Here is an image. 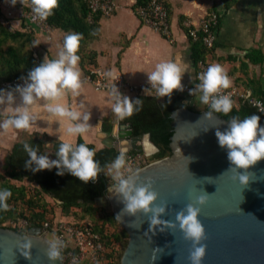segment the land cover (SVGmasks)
Here are the masks:
<instances>
[{
  "label": "clouds",
  "instance_id": "clouds-1",
  "mask_svg": "<svg viewBox=\"0 0 264 264\" xmlns=\"http://www.w3.org/2000/svg\"><path fill=\"white\" fill-rule=\"evenodd\" d=\"M15 6L18 2L25 4V0H6ZM59 0H30L33 20H46L58 7ZM82 34L68 32L63 37L62 46L54 58L45 55L43 61L31 68L26 77L21 79L23 84L10 86L8 89L0 88V132H8L13 129H28L36 120L34 108L38 102L43 101L47 112L57 117L59 125L67 122L66 133L69 137L84 136L92 125L91 112L85 110V104L80 102L79 107L66 106L63 101L66 94L78 97L83 91V82L79 69L80 56L78 48ZM40 41H33V46H39ZM147 75V84L144 87L145 95H154L157 98L171 97L174 91L184 90L182 83L184 69L172 61H160L150 71L144 72ZM104 77L114 80L115 72L108 70L102 74ZM232 80L225 68L219 63L210 64L206 71L200 74L199 83L189 89V94L198 96L199 101L207 105L210 111L205 116L212 118L214 113L229 114L235 103L230 94H221L222 89L230 88ZM109 95L113 101L112 112L118 120H124L139 112L143 107L141 98H131L120 91L117 84H113ZM187 104V102H185ZM259 112L264 113V106L259 103L255 105ZM261 117L255 113L243 119L233 117L228 122V127L221 131L216 130L218 144L227 149V158L236 169H248L257 161L264 159V126L260 124ZM58 150L55 153L56 159L49 155L38 154L37 148L24 143V150L28 159L24 167L32 172L57 169V175L63 176L68 173L84 183L95 180L103 171L95 159V150L86 143H73L64 140L62 137ZM115 182L109 191L114 190L116 197H120L124 204L123 212L129 215H136L143 212L149 215L151 229L154 231L157 226L165 225L168 228L176 227L171 221L160 219L161 214L166 213L167 206L157 205L158 193L153 189L152 182L138 183L140 169L133 170L128 166L126 154L121 151L119 155L107 166ZM128 174L125 175L124 172ZM248 174L240 173V182L245 185L249 180ZM12 193L6 188H0V210L9 209L8 199ZM206 195L199 196L196 204L207 203ZM196 204L189 203L185 209L176 213V221L180 230L184 233L185 239L192 242V250L189 255L191 264H202L206 255L207 246L202 243L206 238L205 227L199 219L201 209ZM118 214L116 217L119 218ZM164 231V228H161ZM145 234H148L147 232ZM47 256L52 264L57 260L62 261V250L66 242L54 236L46 241ZM24 249L31 247V241L25 238L21 244ZM75 264V261H74Z\"/></svg>",
  "mask_w": 264,
  "mask_h": 264
},
{
  "label": "water",
  "instance_id": "water-1",
  "mask_svg": "<svg viewBox=\"0 0 264 264\" xmlns=\"http://www.w3.org/2000/svg\"><path fill=\"white\" fill-rule=\"evenodd\" d=\"M193 105L194 100L188 98V107L172 112L171 155L141 168L138 180H151L158 193L155 203L167 206L160 219L176 227L160 225L153 231L149 215H129L122 211L120 197L107 194L113 213L121 215L118 222L129 235L121 264H191L193 245L180 230L176 213L189 203L196 204L197 198L206 193L210 195L207 203L196 204L206 232L202 264H264V159L248 169H236L215 135L218 128L223 131L228 127L230 119L219 113L208 118L205 113L210 110L195 111L190 109ZM104 135V146L118 152L137 151L150 158L159 151L150 133L135 136L132 124L124 121L115 123ZM146 143L153 150L149 151ZM240 173L250 177L245 185L240 182ZM25 238L31 241L29 249L21 247ZM47 240L43 227H33L23 234L0 226V264H52ZM55 264L64 262L57 260Z\"/></svg>",
  "mask_w": 264,
  "mask_h": 264
},
{
  "label": "crops",
  "instance_id": "crops-1",
  "mask_svg": "<svg viewBox=\"0 0 264 264\" xmlns=\"http://www.w3.org/2000/svg\"><path fill=\"white\" fill-rule=\"evenodd\" d=\"M117 2V12L111 17H100L96 36L87 40L79 51L84 58L83 64L79 61L78 65L83 82L81 95L73 97L66 94L61 101L69 107H79L83 101L85 110L91 112L89 123L92 127L81 136L86 143L97 146L105 138L104 130H112L115 123L124 121L118 120L112 112L113 101L109 92L96 91L84 80L85 72L93 65L120 71L132 83L143 84L147 83L144 72L152 70L160 61H172L184 69L182 83L186 84L195 81L196 53L202 51L200 58H205L209 65L219 63L225 68L232 80L230 87L252 90L256 96H260V90L264 91V0H166L172 42L142 22L135 13L137 0ZM212 11L220 12L222 17L217 27L215 47L205 50L188 37L185 23L198 24L201 18ZM15 26L21 32H31L33 41H40L39 46L31 44L37 65L45 55L50 59L55 57L67 34L53 28L52 39L48 40L37 28L26 27L18 22H15ZM186 97L194 100V110L204 109L198 96ZM34 114L36 120L30 128L0 132V144L3 145L0 146V155L4 163L14 144L31 137L47 142L52 157V143L61 142V137L77 142L79 136L69 137L66 133L67 122L59 125L58 118L47 112L43 101L37 103Z\"/></svg>",
  "mask_w": 264,
  "mask_h": 264
},
{
  "label": "trees",
  "instance_id": "trees-1",
  "mask_svg": "<svg viewBox=\"0 0 264 264\" xmlns=\"http://www.w3.org/2000/svg\"><path fill=\"white\" fill-rule=\"evenodd\" d=\"M148 1L137 0L136 6L145 4ZM89 15L90 11L84 0H59L58 7L48 17V22L53 28L61 29L67 33L77 32L82 34L77 53L82 64L84 58L79 51L87 40L96 36L98 21L101 17L100 15H95L94 22L90 23L88 21ZM32 43L31 32L11 31L0 22V83L14 77L27 76L30 69L37 65L31 50ZM202 55V51L196 53V62ZM259 95L264 100V91L260 90ZM135 98L143 100V107L131 117L125 118L124 122L132 124L135 136L150 133L151 141L159 148V151L154 155V159L170 156V140L174 132L171 114L174 110L188 107L185 104L187 97L174 92L171 102L168 101V97L137 96ZM190 109L194 110V107H190ZM253 113L259 115L254 107L244 105L238 109L234 108L230 114H219L229 120L233 117L243 119ZM24 143L37 148L38 154L46 155L47 142L37 137L18 142L12 147L5 159L4 173L0 174V188H6L12 193L7 201L9 209L7 211L0 210V226L17 231L18 229L13 228L9 223L20 219L27 220L30 229L33 227H45L47 224L49 226L52 225L47 220L48 202L46 197H48L57 202L54 201L60 207L63 217L70 216L75 208H82L85 214L89 215L88 218L90 220L78 219L79 221L76 222L83 221L86 226L98 232L107 246L105 258L100 264H121L122 253L119 240L123 236L128 238V233L125 229H122L120 234L115 233L112 237L107 236L104 231L105 225L120 226L118 219L113 212L106 214V208L94 207L96 203L103 202L105 198L108 185L105 170L108 169L107 166L111 164L120 152L115 148L105 146L97 148L94 144L86 143L79 136L76 143H86L93 148L95 150V159L103 169L95 180L84 183L68 173L63 176L57 175V169L55 168L39 172H32L26 169L24 162L28 159V154L24 150ZM60 143V141L52 143L54 159L57 158L55 153ZM25 182L34 185V193L31 194ZM99 214L105 218L103 224L99 222ZM95 216H98V219H94ZM51 232L53 233V231Z\"/></svg>",
  "mask_w": 264,
  "mask_h": 264
},
{
  "label": "built area",
  "instance_id": "built-area-1",
  "mask_svg": "<svg viewBox=\"0 0 264 264\" xmlns=\"http://www.w3.org/2000/svg\"><path fill=\"white\" fill-rule=\"evenodd\" d=\"M89 8L90 15L88 21L94 22V16L100 15L101 17H111L117 12L119 5L117 0H84ZM135 13L141 18L142 22L149 26L152 30L160 33L170 42L173 41V35L171 31L170 13L166 3V0H149L145 4L138 5L135 9ZM33 13L31 12L30 0H26L25 4H16L15 6L6 2V0H0V22L6 28L11 31L17 30L15 22L20 25L24 24L26 27H34L41 30L48 40L52 39L53 27L49 24L48 18L46 20H33ZM222 14L218 11H212L205 17L201 18L198 24L185 23L188 37L196 44L202 46L205 50H212L215 47L217 40V27L220 22ZM209 63L205 58H199L196 62V76L195 81L192 83H186L184 90H176L174 92L182 94L184 96H192L189 94V89L195 87V84L199 83V76L206 71ZM105 68L101 66H91L84 74V80L90 83L96 91L109 92L113 84H117L120 91L129 95L131 98L137 96H147L143 92L144 87H150L147 83L135 84L129 81L122 72H115L116 76L114 80H110L104 77L102 74L106 72ZM26 77V76H24ZM22 77H14L9 80H5L0 83V88L8 89L10 86L17 84H23ZM221 94H230L235 106L238 109L244 105H250L257 110V113L261 117L260 122L264 123V113L259 112L255 107L258 103L264 106V100L260 96L254 95L252 90H241L237 87H230L228 89H222ZM154 96V95H150ZM205 110H210L207 105L203 104ZM233 108V109H234ZM232 112V111H231ZM230 112V113H231ZM229 113V114H230ZM126 154V161L131 169H141L148 163V157L143 153L137 151H131ZM106 176L108 178L107 192L104 203H109L107 194L115 195L114 190L109 191L111 186L114 185L112 180V174L109 170H106ZM125 175L128 173L125 171ZM17 231L27 233L29 223L25 219L13 221L10 223ZM53 231L54 236L62 238L66 242V247L62 250L64 264H100L105 258L107 252V246L102 236L94 231L91 227L85 225L82 222H76L71 219L57 220L53 225H46L43 227L46 234Z\"/></svg>",
  "mask_w": 264,
  "mask_h": 264
},
{
  "label": "rangeland",
  "instance_id": "rangeland-1",
  "mask_svg": "<svg viewBox=\"0 0 264 264\" xmlns=\"http://www.w3.org/2000/svg\"><path fill=\"white\" fill-rule=\"evenodd\" d=\"M203 110H205V109H203ZM203 110H199V111H203ZM196 111V110H195ZM20 140V139H19ZM0 146L1 147H3V145L2 144H0ZM96 147H104V144H103V141H99L98 142V144H97V146ZM51 148V147H50ZM8 151V150H7ZM46 155H49L50 156V158H52L53 159V157H52V155L50 154V150L49 149H47V151H46ZM157 160H159V159H154V155L152 156V157H150V158H148V163L147 164H149V163H152V162H155V161H157ZM4 173V159H3V156H1L0 155V174H3ZM25 185L27 186V188L29 189V191H31V194L32 193H34V191H35V187H34V185H32L31 183H29V182H25ZM46 201L48 202V214H47V220L49 221V222H51L53 225L56 223V221L57 220H66V219H71V220H73V221H79L78 219H82V220H87V219H89L88 217H89V215L88 214H85V212H84V210L82 209V208H75L74 210H73V213L70 215V216H68V217H63V215L61 214V211H60V207L59 206H57V202L55 203L51 198H48V197H46ZM94 207L95 208H106V214H110V213H112L113 212V210H112V206H111V204L110 203H104V202H100V203H96L95 205H94ZM99 222H100V224H103V220L105 219L104 217H103V215H101V214H99ZM98 219V216H95V218L94 219ZM90 220V219H89ZM88 221V220H87ZM11 222H13V221H10V223ZM9 223V224H10ZM119 223V222H118ZM120 225V224H119ZM122 229H124V228H122V226H114V227H112V226H110V224H106L105 225V227H104V231H105V233L107 234V236H109V237H112L113 236V234H115V233H118V234H120L121 233V231H122ZM129 236V235H128ZM47 237L49 238V239H52L53 237H54V234L51 232V233H48L47 234ZM128 240H129V237L128 238H126V237H122L120 240H119V244H120V249H121V253H122V255H123V253H124V250H125V248H126V246H127V243H128ZM121 258H122V256H121Z\"/></svg>",
  "mask_w": 264,
  "mask_h": 264
},
{
  "label": "bare ground",
  "instance_id": "bare-ground-1",
  "mask_svg": "<svg viewBox=\"0 0 264 264\" xmlns=\"http://www.w3.org/2000/svg\"><path fill=\"white\" fill-rule=\"evenodd\" d=\"M146 148H147L149 151L153 150V147H152L151 145H149V143H146Z\"/></svg>",
  "mask_w": 264,
  "mask_h": 264
}]
</instances>
